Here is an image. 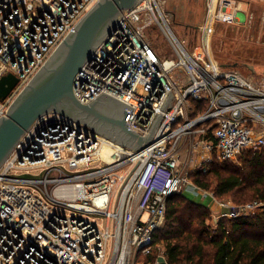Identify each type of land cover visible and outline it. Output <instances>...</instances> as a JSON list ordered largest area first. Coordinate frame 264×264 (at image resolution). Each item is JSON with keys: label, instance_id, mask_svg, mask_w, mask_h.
Here are the masks:
<instances>
[{"label": "built area", "instance_id": "2783aa9c", "mask_svg": "<svg viewBox=\"0 0 264 264\" xmlns=\"http://www.w3.org/2000/svg\"><path fill=\"white\" fill-rule=\"evenodd\" d=\"M98 1L0 0V79H17L0 100V117ZM234 4L206 0L201 55L174 36L156 0L123 12L76 73L74 98L87 105L105 93L132 107L126 128L141 137L169 90L171 106L136 153L65 116L38 119L0 166V264H134L151 254L166 200L189 185L190 167L205 173L214 161L264 152V81L254 84L209 55L215 26L236 20ZM151 26L176 62L152 48L145 37ZM103 147L114 148L115 158L102 155ZM216 206L212 230L221 218L264 212L262 201Z\"/></svg>", "mask_w": 264, "mask_h": 264}, {"label": "water", "instance_id": "95a60500", "mask_svg": "<svg viewBox=\"0 0 264 264\" xmlns=\"http://www.w3.org/2000/svg\"><path fill=\"white\" fill-rule=\"evenodd\" d=\"M200 0H173L182 6V19L189 28L198 29L199 12L193 5ZM139 0H99L96 5L69 32L50 55L22 92L7 109V116L0 117V166L20 137L46 114H59L82 123L89 129L135 153L148 146L162 118V111L171 106L170 93L160 108L146 136L126 128L125 123L132 107L102 93L87 105L80 104L73 96L72 84L82 64L109 35L123 12L132 9ZM190 6H192L190 8ZM196 25L192 26L193 23ZM252 73L255 74L254 70ZM17 84L12 75L0 79V100ZM107 129H106V128ZM155 264H167L159 256Z\"/></svg>", "mask_w": 264, "mask_h": 264}, {"label": "trees", "instance_id": "16d2710c", "mask_svg": "<svg viewBox=\"0 0 264 264\" xmlns=\"http://www.w3.org/2000/svg\"><path fill=\"white\" fill-rule=\"evenodd\" d=\"M240 160L242 168L214 161L205 173L194 170L192 189L209 190L208 177L213 176L212 193L217 200L239 195L244 201L264 202V152L245 151ZM182 191L166 200L164 226L152 236V251L146 257L149 264L155 263L160 251L167 264H264V212L221 218L212 230L213 226L205 224L210 211ZM182 204L185 210L179 214Z\"/></svg>", "mask_w": 264, "mask_h": 264}, {"label": "rangeland", "instance_id": "374dc122", "mask_svg": "<svg viewBox=\"0 0 264 264\" xmlns=\"http://www.w3.org/2000/svg\"><path fill=\"white\" fill-rule=\"evenodd\" d=\"M156 1L164 14L169 13L166 15V22L174 36L184 43L186 50L201 55L204 51L202 48H198L199 41L196 40L197 29L190 27L187 30L185 28L187 21L185 22L182 19V6L178 7V2L174 3L173 0ZM236 2H234L236 10L235 22L232 24H217L215 26L214 32L210 36L209 55L218 65L233 67L244 78L254 84H260L264 81V0H236ZM193 6L196 16L199 14L198 21L201 24L206 13V0L197 1ZM194 25H196V21L192 24V26ZM145 37L161 59H173L176 62V57L160 29L154 26L147 28ZM196 48L198 49L196 50ZM170 61L172 62V60ZM170 61L168 63H171ZM252 70H254L255 74L252 73ZM178 75L177 71L172 74L173 78ZM241 154L234 162H230V165L242 168ZM181 158L184 160V156ZM194 170L193 167L189 168V173L187 174L189 185L182 187V193L188 199L203 205L210 211L209 216L205 219V224L212 225L215 221L213 214L221 212V209L216 206L218 202L229 200L236 205H242L240 203L246 204L254 201L252 199L244 201L243 197L239 195L237 196L240 198L228 195L223 198L224 201L217 200L212 193V188L215 185L213 176L208 177L209 190H193L192 188L195 187L192 182ZM184 210V204H182L179 214L183 213ZM95 222L101 225L104 223L103 220L98 218H96ZM163 226L164 223L159 229L163 228ZM159 253L161 254V251ZM134 264H149V262L146 261V257H143L135 259Z\"/></svg>", "mask_w": 264, "mask_h": 264}, {"label": "bare ground", "instance_id": "6f19581e", "mask_svg": "<svg viewBox=\"0 0 264 264\" xmlns=\"http://www.w3.org/2000/svg\"><path fill=\"white\" fill-rule=\"evenodd\" d=\"M145 5H147V3H146V1H145ZM147 6H149V5H147ZM170 63H167V65H169ZM113 151H115V149L114 148H110V147H103L102 148V150H101V153H102V155L105 153V154H112V158L111 159H113V158H115V156H116V154L113 152Z\"/></svg>", "mask_w": 264, "mask_h": 264}, {"label": "crops", "instance_id": "0c3cea01", "mask_svg": "<svg viewBox=\"0 0 264 264\" xmlns=\"http://www.w3.org/2000/svg\"><path fill=\"white\" fill-rule=\"evenodd\" d=\"M234 2H236V0H233ZM237 3V2H236ZM184 188V187H183ZM190 190V189H189Z\"/></svg>", "mask_w": 264, "mask_h": 264}, {"label": "flooded vegetation", "instance_id": "af4514ba", "mask_svg": "<svg viewBox=\"0 0 264 264\" xmlns=\"http://www.w3.org/2000/svg\"><path fill=\"white\" fill-rule=\"evenodd\" d=\"M106 128V127H105ZM107 129V128H106Z\"/></svg>", "mask_w": 264, "mask_h": 264}]
</instances>
